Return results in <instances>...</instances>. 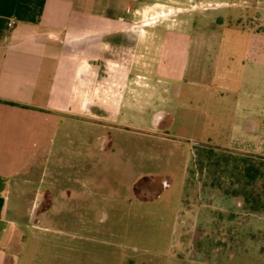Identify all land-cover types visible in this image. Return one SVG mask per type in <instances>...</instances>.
I'll return each instance as SVG.
<instances>
[{
  "label": "crops",
  "instance_id": "obj_1",
  "mask_svg": "<svg viewBox=\"0 0 264 264\" xmlns=\"http://www.w3.org/2000/svg\"><path fill=\"white\" fill-rule=\"evenodd\" d=\"M212 2L229 5L227 0H0V264H16L15 254L27 234H45L57 207L67 210L70 219L56 223L54 214L53 245L61 246L64 237L76 244V253L86 255L93 241L88 236L92 223L88 226L77 216L80 210H94V196L108 176L133 171L127 190L140 203L145 201L137 197L136 180L160 177L168 188L172 179L166 173L139 169L137 174V158L118 153V134L137 130V109L140 114L146 110L150 119L143 131L172 141L164 130L174 118L160 97L172 94L165 53L170 51L172 58L173 48L167 42L155 44L169 29L137 26V13L163 3L176 8L215 7ZM191 29L195 27L187 28ZM227 47L217 45L224 48L220 56L231 61L233 50ZM213 49L217 52L216 44ZM206 50L202 40L192 56H203ZM262 56L256 62L264 67ZM156 76L165 77V82ZM160 83L167 85L160 88ZM194 94L199 108L204 98ZM138 100L144 107L137 108ZM262 101L261 107L240 112L227 144L213 145L264 157V96ZM192 103L186 100L187 111ZM198 112L199 124L203 118ZM187 180L186 174L179 199L184 206L185 194L202 197L216 192L212 187L191 189ZM111 195L116 193L108 190L104 203L97 204L118 209L121 203ZM201 197L194 202L203 209L215 201L206 204Z\"/></svg>",
  "mask_w": 264,
  "mask_h": 264
},
{
  "label": "rangeland",
  "instance_id": "obj_2",
  "mask_svg": "<svg viewBox=\"0 0 264 264\" xmlns=\"http://www.w3.org/2000/svg\"><path fill=\"white\" fill-rule=\"evenodd\" d=\"M227 1V6L212 2L215 7L176 8L163 3L137 13V26L164 25L169 29L167 34H162V41L155 44L167 42L173 48L172 58L170 51L165 53L171 63L166 82L172 83V94L160 97L174 118L164 130L172 141L160 140L143 131L150 119L146 110L140 114L137 109V130L128 128L118 134L121 144L118 153L137 158V174L139 169L156 171L159 175L166 173L172 179L168 188L160 177L146 179L137 187V197L145 201L140 203L127 190L135 177L133 171L125 169L118 177L108 176L102 182V190L94 196V210H80L77 216L87 221L88 226L92 223L88 236L93 241L88 243L86 255L81 250L76 253V244L64 237L61 246L53 245L54 214L56 223L70 219L67 210L57 207L55 212L51 211L45 234L38 232L36 237L27 234L22 248L15 254L16 264H264V211L249 213L240 197L220 198L224 194L217 188L215 196L201 197L191 192L184 195L185 206L179 202L181 181L186 174L191 189L229 184L204 161L205 149L200 147L227 144L231 128L239 123L240 112L259 108L263 102L264 67L257 64L256 57L262 61L264 54V0ZM192 27L195 29L187 30ZM202 40L207 43L205 54L192 56ZM218 43L228 45L227 50L231 45V61L220 56L224 48L218 49ZM215 44L217 52L213 49ZM156 77L165 82V77ZM166 85L158 84L160 88ZM194 92L204 98L199 108ZM256 94L261 98L254 99ZM186 100L193 102L192 110H186ZM144 105L143 101H137V108ZM196 112L203 118L199 124ZM108 190L116 193L111 198L120 201L118 209L97 204L104 203ZM147 196L150 199L144 200ZM200 197L206 204L207 200L215 201L203 209L194 202ZM76 230L80 232L79 227Z\"/></svg>",
  "mask_w": 264,
  "mask_h": 264
},
{
  "label": "trees",
  "instance_id": "obj_3",
  "mask_svg": "<svg viewBox=\"0 0 264 264\" xmlns=\"http://www.w3.org/2000/svg\"><path fill=\"white\" fill-rule=\"evenodd\" d=\"M200 148L205 149L202 158L212 167L213 172L223 175V178L229 182L226 187L211 184L212 188L219 189L225 196L240 197L243 200V208L249 213L263 212L264 157L216 146H201ZM146 179L150 178L138 179L135 188Z\"/></svg>",
  "mask_w": 264,
  "mask_h": 264
}]
</instances>
